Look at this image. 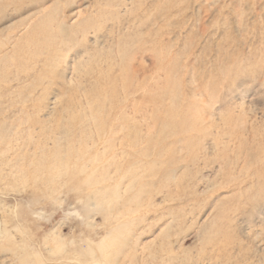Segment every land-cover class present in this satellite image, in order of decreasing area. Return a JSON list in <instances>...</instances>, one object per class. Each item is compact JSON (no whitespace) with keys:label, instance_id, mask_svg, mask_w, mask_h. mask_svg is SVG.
Here are the masks:
<instances>
[{"label":"rangeland","instance_id":"rangeland-1","mask_svg":"<svg viewBox=\"0 0 264 264\" xmlns=\"http://www.w3.org/2000/svg\"><path fill=\"white\" fill-rule=\"evenodd\" d=\"M0 264H264V0H0Z\"/></svg>","mask_w":264,"mask_h":264}]
</instances>
